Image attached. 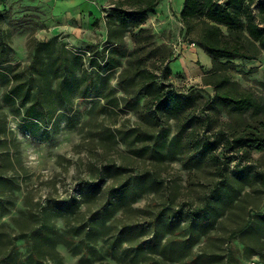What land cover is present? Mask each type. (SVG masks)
Returning a JSON list of instances; mask_svg holds the SVG:
<instances>
[{
  "label": "rangeland",
  "instance_id": "374dc122",
  "mask_svg": "<svg viewBox=\"0 0 264 264\" xmlns=\"http://www.w3.org/2000/svg\"><path fill=\"white\" fill-rule=\"evenodd\" d=\"M47 1L0 8V264H264V49L219 25L256 59L214 60L183 0L72 27Z\"/></svg>",
  "mask_w": 264,
  "mask_h": 264
},
{
  "label": "trees",
  "instance_id": "16d2710c",
  "mask_svg": "<svg viewBox=\"0 0 264 264\" xmlns=\"http://www.w3.org/2000/svg\"><path fill=\"white\" fill-rule=\"evenodd\" d=\"M128 1H134L137 8L128 11V13L122 10L120 12L130 15L140 12L145 17L146 13L154 10L160 0ZM254 1L225 0L224 5L220 7L217 0H183L180 18L187 24V30H189L188 20L196 17L205 18L215 24L206 29L200 38L204 49L214 60H232L234 58L254 60L256 55L246 50L244 42L237 34L234 37H229L219 28V25H223L230 31L244 29L253 40L258 42L259 47L264 49V26L256 23L252 15L251 5ZM242 15H244V22ZM218 96L234 108L254 110L258 108L255 96L239 95L234 97L225 91L220 92ZM243 136L249 150L264 151V121H259L252 126L247 125Z\"/></svg>",
  "mask_w": 264,
  "mask_h": 264
},
{
  "label": "crops",
  "instance_id": "0c3cea01",
  "mask_svg": "<svg viewBox=\"0 0 264 264\" xmlns=\"http://www.w3.org/2000/svg\"><path fill=\"white\" fill-rule=\"evenodd\" d=\"M2 1L0 0V8L4 6ZM47 2L52 10L53 26L72 27L74 22L78 25L81 21L85 24L100 21L102 7L108 0H48Z\"/></svg>",
  "mask_w": 264,
  "mask_h": 264
},
{
  "label": "built area",
  "instance_id": "2783aa9c",
  "mask_svg": "<svg viewBox=\"0 0 264 264\" xmlns=\"http://www.w3.org/2000/svg\"><path fill=\"white\" fill-rule=\"evenodd\" d=\"M254 264H259V262H255Z\"/></svg>",
  "mask_w": 264,
  "mask_h": 264
}]
</instances>
